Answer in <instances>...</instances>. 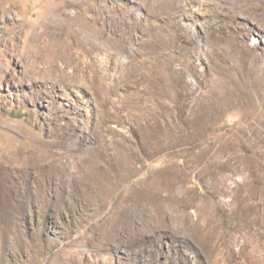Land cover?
I'll use <instances>...</instances> for the list:
<instances>
[{
  "label": "rangeland",
  "instance_id": "1",
  "mask_svg": "<svg viewBox=\"0 0 264 264\" xmlns=\"http://www.w3.org/2000/svg\"><path fill=\"white\" fill-rule=\"evenodd\" d=\"M61 17L100 34L93 69ZM262 78L264 0H0V144L44 166L2 171L0 264H264ZM229 80L233 108L195 110Z\"/></svg>",
  "mask_w": 264,
  "mask_h": 264
},
{
  "label": "bare ground",
  "instance_id": "2",
  "mask_svg": "<svg viewBox=\"0 0 264 264\" xmlns=\"http://www.w3.org/2000/svg\"><path fill=\"white\" fill-rule=\"evenodd\" d=\"M147 3H148V5L150 3H154V0H147ZM50 20H54V19L51 18ZM55 21H57V20H55ZM61 23L68 24L71 27L72 26L76 27L77 31L84 33L90 42L95 38V43H93V45H91L90 48H88V51L84 52V55H83L84 59H87L86 67L88 69H93L94 65H96V59L94 57V54L99 53V51H100L99 45H100V43H102L100 34L98 32H96V33L91 32L90 29H88L87 24H85V23L80 24L78 22L75 23L73 21V19H66V18L61 17V19L58 20L57 24H61ZM176 23H178V22L176 21ZM176 23H175V26L170 24L171 26H169L170 29H169L168 34L169 33H176L177 34L176 31H178V27L180 26V24L178 25ZM159 28L161 29V27H159ZM174 28L176 29L175 31H174ZM165 30H167V28ZM160 31L162 32V30H160ZM164 33L166 34V32H164ZM109 47H111V45ZM229 53H232V55H235L239 52H237L236 49L232 48L231 50H229ZM116 55H118V53ZM31 60H32V62H34V64H36L38 66V72H37L38 76L48 75L51 72H54V69L57 70V68H59V65H57L55 67V65H54L55 62L54 63L50 62V64H47V63H45V61H43V59H41V61H40L39 56H36V55H34L31 58ZM132 61H134V58H132ZM104 69H105V71L109 70L108 68H105V67H104ZM32 77H33V74H32ZM87 80L90 82V79L88 77H87ZM259 83H260L259 88L264 89V78L260 79ZM234 85H235V81L229 80L225 87L210 88L209 90L205 91L206 96H205L204 101L201 98L203 94H200L201 97L198 96L199 98H197L195 106H194V107H196L195 110H199L202 107H205L209 110H217V111H224V110L233 108L235 106V100L232 99L231 94L229 92V89L232 88ZM169 108H170V106H169ZM145 124H147V123H145ZM31 143H32L31 146L26 147V148L24 145H20V144L17 145V144H13L10 142L0 144V202H1V200H3L6 204H10L9 196L7 195V192L9 190L7 178L1 176L4 168L7 167L11 171H17V168H19L20 165H25L26 166L25 169H27L28 171L34 170L36 172H39L44 167V166L39 167L37 164V161H36L37 152H38V144L35 141H32ZM92 165H93V163H92ZM50 166L52 169L56 170V168L53 165H50ZM65 168H68V167L65 165ZM20 170L22 171V169H20ZM64 172L66 175H68L67 180H74V181L76 180L75 176L78 175V169L76 167L70 171H64ZM92 173H93V170L88 169V175H90ZM93 175H94V173H93ZM239 189H240V187L236 188L235 194L239 191ZM13 210L19 212L18 208L13 209ZM3 211H4L3 212L4 216H3V219H0V229H3L4 232L2 233V231H1L0 244L3 243L2 246L3 245L5 246L6 239H7L6 237H7L8 233H10V232H13L14 235L17 236V242L20 243L21 240L19 239L20 238V233H19L20 229H19V223L17 221L18 219H13L12 217H11V219H9V215H8L9 213L5 210H3ZM198 216H199L198 220L196 222H194L195 226L198 227L197 231L206 236V238L204 239L205 242H207L209 240L211 243L213 242V244H214L215 239H213V240L208 239L209 234H212L214 232V227L210 223V220L208 218H204L199 211H198ZM201 219H203V220H201ZM21 234H22V231H21Z\"/></svg>",
  "mask_w": 264,
  "mask_h": 264
}]
</instances>
